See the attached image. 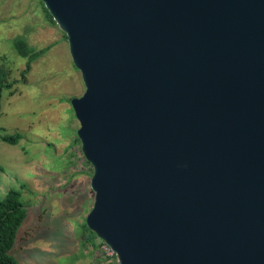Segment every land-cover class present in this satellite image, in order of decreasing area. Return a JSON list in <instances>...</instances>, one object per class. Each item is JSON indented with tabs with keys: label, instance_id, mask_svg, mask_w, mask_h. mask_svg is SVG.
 <instances>
[{
	"label": "water",
	"instance_id": "1",
	"mask_svg": "<svg viewBox=\"0 0 264 264\" xmlns=\"http://www.w3.org/2000/svg\"><path fill=\"white\" fill-rule=\"evenodd\" d=\"M84 85L85 223L118 264H264V0H40Z\"/></svg>",
	"mask_w": 264,
	"mask_h": 264
},
{
	"label": "rangeland",
	"instance_id": "2",
	"mask_svg": "<svg viewBox=\"0 0 264 264\" xmlns=\"http://www.w3.org/2000/svg\"><path fill=\"white\" fill-rule=\"evenodd\" d=\"M45 9L40 0H0V78L11 69L13 81L0 96V197L15 189L26 210L11 255L17 264L114 263L97 237L87 254L93 170L71 106L84 85L66 35ZM18 40L41 52L24 75L29 59L16 49ZM15 135L17 144L2 140Z\"/></svg>",
	"mask_w": 264,
	"mask_h": 264
},
{
	"label": "trees",
	"instance_id": "3",
	"mask_svg": "<svg viewBox=\"0 0 264 264\" xmlns=\"http://www.w3.org/2000/svg\"><path fill=\"white\" fill-rule=\"evenodd\" d=\"M46 12L53 21L49 12L47 10ZM15 47L19 51L21 56L29 59L26 69L22 72V74L24 75L29 71L31 61L34 60L36 57H38L41 54V52L34 51V49L30 48L28 44L23 40L16 41ZM2 59L4 58L0 57V61H2ZM2 65L0 64V66ZM5 70L6 71H1L0 96H1V91L4 87L9 88L13 85V81L8 82L7 80L8 78L7 75H10L12 70L11 69H5ZM10 78L11 76H9V79ZM3 79L5 80V82L3 81ZM2 140L4 142L17 144L19 139L18 136L15 135V136H4ZM25 217H26V210L23 206V203L20 200L19 191L15 189H11L6 193L5 197L3 198L0 197V264H17V261L11 255V252L14 248L18 229L21 227ZM83 228L89 234L86 237L84 235V237L87 240V242L90 244L89 245L90 252L87 251V254H89L90 256L92 251L95 248H97L98 244L94 243V238H96L97 236L91 230L88 229L86 223L83 224ZM100 243L104 244L102 240H99V244ZM114 258H116L115 255ZM107 264H118V263L111 262Z\"/></svg>",
	"mask_w": 264,
	"mask_h": 264
},
{
	"label": "built area",
	"instance_id": "4",
	"mask_svg": "<svg viewBox=\"0 0 264 264\" xmlns=\"http://www.w3.org/2000/svg\"><path fill=\"white\" fill-rule=\"evenodd\" d=\"M104 246H105V248L107 249V250H109L110 252H111V254H113V255H115L114 254V252L106 245V244H103Z\"/></svg>",
	"mask_w": 264,
	"mask_h": 264
}]
</instances>
